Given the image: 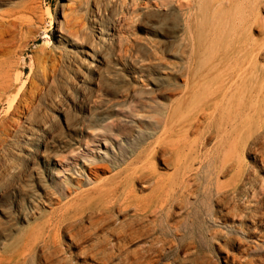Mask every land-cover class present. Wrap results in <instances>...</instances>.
<instances>
[{"label":"bare ground","instance_id":"6f19581e","mask_svg":"<svg viewBox=\"0 0 264 264\" xmlns=\"http://www.w3.org/2000/svg\"><path fill=\"white\" fill-rule=\"evenodd\" d=\"M19 1L0 0V49L8 44V39L5 41V36H11L21 26L19 22L21 17L19 18V15L27 9V5L25 4L24 6L21 3L22 1ZM161 1L173 3V0ZM261 2L262 0H184V2H175L178 16L176 19H178V27L181 34L177 41L178 51H174L179 54L180 59H178L185 62L178 72L182 81V85L179 87L180 91L174 102L168 105L167 110L163 105L157 103L154 107L150 105L143 106L151 111L148 116L147 130L142 131L140 128L142 132L138 137H133V144L130 141L126 144L128 152H125L124 148L119 146L118 149L122 152L119 156H116L112 151V154L110 153L111 156L109 155L110 157L105 155L106 158L102 156L99 159L96 157L91 158L90 177H88L90 180L97 183L98 178L96 174L94 175V172H109L111 171L110 167L115 171V174L110 181L111 185L104 186L100 183L93 187L90 193L86 195V203L81 206V209H76L75 211L76 213L80 212L79 215H82L81 223L85 219L84 223L87 225L84 229L85 233L83 232L81 236V241L87 244L86 246L84 245L85 249L81 250L82 252L78 250L81 252L80 254L87 256L85 257L86 259L96 264H158V261L165 257L162 252H166L164 249L166 245H168V251H178L180 242H183V239L189 240L187 250H190L196 248L195 242L199 244V241H203L205 242V248L201 246V249L206 251L207 248L213 247V241L218 242L221 239L222 244L218 245V248L219 252L225 253L223 261L227 263L229 250H232L235 245L242 249V247L247 245V240L250 237H254L259 229L264 230V83L263 85L259 84V75L255 68L257 55L252 56L253 52L247 49V38L252 39L253 31L257 32V29L261 28L263 24L260 16ZM182 8H184L183 11ZM124 16L122 15V17ZM26 18L28 20L30 16ZM16 23H18V26ZM25 27L27 28L26 25ZM121 35L123 34L121 33ZM14 36L16 37L17 35ZM145 49L147 48L138 45L135 47L134 54ZM248 57L251 59L247 63ZM151 59L156 61L154 56ZM143 61V58L139 57L137 63L142 64ZM29 62L32 63L33 61ZM137 63L129 64L130 66L126 69L131 75H139V79L145 78L142 73L144 69H148L149 65L143 67L142 65L137 66ZM28 65L30 66V64ZM54 65L56 66V64ZM32 74L34 75L33 72ZM134 77L132 79L133 83L139 84L140 81H137L138 79ZM125 83L119 88L116 84H112V88L117 92L121 90L129 92L132 83L129 81ZM31 84L34 85L32 82ZM17 88L21 89L19 86ZM17 92L19 91L17 90ZM33 92L35 91L33 90L30 94L32 95ZM154 92L153 90L148 92L147 89L138 88L133 90V96L146 94L149 95L151 101L159 102L158 100L161 96L159 93ZM16 94L18 95L15 91L14 97H16ZM33 95L31 96L32 98ZM120 97L122 98V95ZM171 97H174V95H167V98ZM5 103L7 104V102ZM109 119L110 117L107 114L103 120ZM18 120L20 121V117ZM13 127L15 128V125ZM11 130L14 129L12 128ZM189 136H193V138L191 139ZM1 141L2 143L4 142L3 140ZM67 148L69 149V146ZM56 152L58 153V151ZM45 153H40V158L45 162V166L49 167L52 155L49 152L48 154ZM245 155H250V163L245 162ZM157 160L160 161L164 170L169 173L161 174L157 171L155 167V161ZM220 178L226 179L220 181ZM10 179H12L13 183H16L21 179L20 174L11 175ZM29 180L31 181L32 179L29 177ZM54 191L46 184H43L42 193L44 197L39 199L44 200L43 202L47 204H51L54 200L57 203L58 209L48 211L51 212L50 219L55 217L65 219L71 201L68 200L63 205L61 203L62 200L65 201L67 199L68 192L59 190L62 193H58L59 195L57 196ZM69 191L71 192L70 188ZM55 195L57 196L56 198L54 197ZM1 214L3 213L1 212ZM3 222H0V236L7 231L8 226H11L9 223ZM26 223L28 222L25 221ZM45 229L47 232V228ZM58 233L60 232L57 231ZM80 233L82 234L81 231ZM7 238L5 239L7 240ZM73 239L71 238L70 240L72 241ZM30 241L31 239L27 237L24 245L29 246L26 243ZM9 250L6 251L8 252ZM180 252L183 253L184 251ZM48 253L50 255V251ZM203 258H206L205 255L202 257L198 255L195 256L193 261L195 264H203L200 262ZM235 260L233 258V262ZM257 260L259 261V259ZM53 262L56 263V261ZM44 263L47 264L45 261ZM0 264H2L1 258Z\"/></svg>","mask_w":264,"mask_h":264},{"label":"rangeland","instance_id":"374dc122","mask_svg":"<svg viewBox=\"0 0 264 264\" xmlns=\"http://www.w3.org/2000/svg\"><path fill=\"white\" fill-rule=\"evenodd\" d=\"M144 1L145 0L19 1L24 4V6L25 4L27 5V9L19 15V18L21 17L19 19L21 26L15 30V32L17 31L16 33L14 32L11 36H5V41L8 39V44L0 49V125L3 122L0 126V139L2 138L1 140L4 141L2 143L0 140V144H2L0 146V210L3 213L1 214L0 212V222L4 221L11 225L10 227L8 226L7 231L0 236V244L2 243L0 245V258L2 264H45L44 261L47 264H59V262L60 264H83V262L84 264H96L86 259L85 257L87 256L80 254L87 244L81 241V236L87 225L84 223L85 219H83L81 223L82 215H79L80 212L76 213L75 211L76 209H81V206L86 203V195L90 193L93 187L100 183L104 186L111 185L110 181L115 171L110 167L111 171L109 172H94V175L96 174L98 178V182H93L88 178L90 177V160L92 157H96L97 159L102 157L106 158L105 155L109 156L110 153L112 154V151L116 156H119L122 153L121 150L118 149L119 146L124 148L125 152H128L129 150H127L126 144L129 141L133 144L134 138L138 137L142 131L147 130L149 122L148 116L151 111L145 109L143 106L150 105L154 107L157 103L163 105L167 110L169 107L168 105L174 102L175 98L178 96L180 91L179 87L182 85L178 72L185 62L179 60V54L175 53V51H178L177 41L181 34L178 27V19H176L178 16L175 2H184V0H173V3H165L161 0ZM148 5L151 6L148 7ZM183 10L184 8H182V11ZM122 15L125 16L122 17ZM25 16H30V18L26 20L27 18ZM260 16L263 24L261 28L257 29V32L253 31L252 39L247 38V49L253 52L252 56L255 54L257 55L255 68L259 75V84L263 85L264 47L262 46L264 45V0H262L260 4ZM16 25L18 26V23H16ZM121 33L123 35H121ZM14 35L17 36L15 37ZM146 38L147 40H145ZM138 45L147 49L140 50V52L137 54L135 52L134 54L135 47ZM152 56L156 58V61L151 59ZM139 57H142L144 60L142 64L137 63ZM18 59L21 61H18ZM250 59L251 58L248 57L247 63ZM29 61L33 62L31 63ZM135 62L138 64L137 66L142 65L146 67L149 65V67H147L148 69H144L142 73L145 78L139 79V75H131L128 69H126ZM28 64H30V66ZM54 64H56V66ZM133 77L138 79L137 81H140V83H133ZM119 78H122V80ZM156 79L157 81H155ZM128 81L132 83L129 92H125L124 90L117 92L112 88V84H116L119 88ZM31 82L34 85H30ZM17 84L21 89L17 88ZM138 88L147 89L148 92L149 90H153L155 91L154 93H159L161 96L158 100L159 102L151 101L149 95L146 94L133 96V90H137ZM17 90L19 92H17ZM31 90L35 91L33 92L34 95L32 94L33 98L30 94L32 93ZM15 91L18 93L16 97H14ZM168 94H173L174 97L167 98ZM121 95L122 98L120 97ZM5 102H7V104ZM107 114L110 119L103 120ZM19 117L20 121L18 120ZM14 125L15 128L13 127ZM12 128L14 130H11ZM189 137L191 139L193 138V136ZM5 139H7L6 142ZM67 146H69V149ZM55 151H58V153L56 152V154ZM48 152L52 155L49 161V167L45 166V162L40 158V153L48 154ZM244 160L250 163V155H245ZM155 163V167L159 173H169L167 170H164L160 161L157 160ZM18 173L21 179L13 183L10 177ZM29 177L32 179L31 181ZM225 179L226 178H220V181H224ZM43 184L52 188L53 191L55 190L54 192H56L57 196L61 191L68 192L67 199H65V201L62 200L61 203V205H63L66 201H71L69 203L70 207L66 213V220L56 217L50 219L51 212L48 211L58 209V205L55 200L52 201L51 204H47L43 202L44 200L39 199L40 197H44L42 193ZM24 186H26L27 189L26 187L24 188ZM75 188L76 191L74 192ZM19 192L20 194H18ZM56 195L54 196L55 198L57 197ZM24 219L28 223L25 224ZM57 224L58 226H56ZM45 228H47V232ZM49 229H53L51 230L52 232ZM30 231L32 232L30 233ZM57 231L60 232L58 233L59 235ZM74 232L80 234L75 235ZM255 236L250 237V239L247 240V245L242 247V249H239L238 245H235L232 250H229V260L227 263L223 261L225 253L219 252L218 245L222 244L221 239L218 242L213 241V247L207 248L206 251H202L201 249V246L205 248V242L203 241H199V244L195 242L196 248L187 250L189 240L183 239V242H180V249H178V251H168V245H166L164 247L166 252H162L165 257L160 259L158 264H195L193 259L198 255L201 257L205 255L206 258L200 260L203 264H261V262L264 264V230L259 229ZM27 237L31 239L29 243H26L29 246L24 245ZM5 238H7V240ZM71 238L73 239L72 241L70 240ZM75 243L77 246L74 245ZM68 244L72 247L68 246ZM62 248L64 249L62 250ZM6 250L9 251L7 252ZM78 250L82 251L80 252ZM49 251L50 255L48 253ZM180 251L184 252L182 253ZM41 257L43 258L41 259ZM233 258L236 259L234 262ZM167 259L169 260L167 261ZM53 261H56V263Z\"/></svg>","mask_w":264,"mask_h":264}]
</instances>
